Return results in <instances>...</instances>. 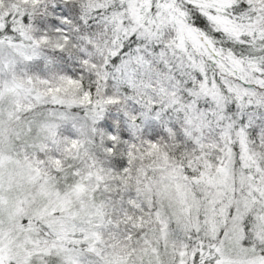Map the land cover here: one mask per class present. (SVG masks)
<instances>
[{"label":"snow or ice","instance_id":"6c2138e0","mask_svg":"<svg viewBox=\"0 0 264 264\" xmlns=\"http://www.w3.org/2000/svg\"><path fill=\"white\" fill-rule=\"evenodd\" d=\"M0 264H264V0H0Z\"/></svg>","mask_w":264,"mask_h":264}]
</instances>
